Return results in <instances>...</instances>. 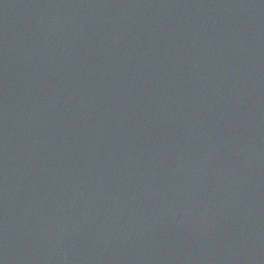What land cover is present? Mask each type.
Masks as SVG:
<instances>
[{"label": "water", "instance_id": "1", "mask_svg": "<svg viewBox=\"0 0 264 264\" xmlns=\"http://www.w3.org/2000/svg\"><path fill=\"white\" fill-rule=\"evenodd\" d=\"M0 264H264V0H0Z\"/></svg>", "mask_w": 264, "mask_h": 264}]
</instances>
